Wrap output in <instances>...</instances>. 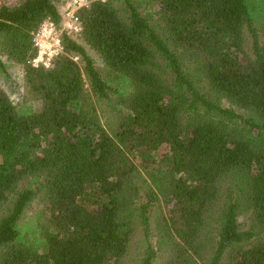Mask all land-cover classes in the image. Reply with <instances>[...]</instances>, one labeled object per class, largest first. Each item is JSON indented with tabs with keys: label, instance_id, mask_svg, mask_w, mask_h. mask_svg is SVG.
Here are the masks:
<instances>
[{
	"label": "trees",
	"instance_id": "16d2710c",
	"mask_svg": "<svg viewBox=\"0 0 264 264\" xmlns=\"http://www.w3.org/2000/svg\"><path fill=\"white\" fill-rule=\"evenodd\" d=\"M55 2L0 0V264H264V0H93L34 67Z\"/></svg>",
	"mask_w": 264,
	"mask_h": 264
},
{
	"label": "rangeland",
	"instance_id": "374dc122",
	"mask_svg": "<svg viewBox=\"0 0 264 264\" xmlns=\"http://www.w3.org/2000/svg\"><path fill=\"white\" fill-rule=\"evenodd\" d=\"M67 0H57L56 3V9L57 12L60 13L65 2ZM87 3L93 0H86ZM103 1V0H102ZM6 2L8 4H11L13 2V0H6ZM114 5H118L117 2H114ZM146 10L148 11H152L155 10L154 7L152 8H148L146 7ZM33 33V32H32ZM70 39H72L73 41L79 43V38L78 35L77 36H69ZM1 50H0V61L4 64L5 66V71L6 74L8 75L7 78H4L1 74H0V90L4 93H6L7 95H10V97L16 102V101H20L22 99H27L29 98V100L31 99V97L28 95L27 92V86L25 84V81L23 79V71L22 68L5 59V57L3 56V54H1ZM88 54L92 57L93 61H94V66L99 69L100 68V64L98 59L92 55V53L88 52ZM76 61V59H74ZM85 90L87 91V85H84ZM225 105V104H224ZM159 153L158 154H164L166 153L165 148H161L159 149ZM134 162V164L136 165V167H138V163L135 160H132ZM140 168V167H139ZM27 182V180H23L20 185L25 184ZM19 185V186H20ZM41 208V203L38 202V199H33L24 209L23 212V217L21 220V223L25 222L28 218L34 217V215L36 213H38V211ZM157 214H160V217H158V219H161V215L163 214V211L160 209L159 206L155 207L154 213L151 217L150 220V229H149V236L148 239L151 243V246L154 247L155 246V242H156V228H155V216ZM161 221V220H160ZM141 234L136 233L130 251H129V256L125 261V264H137L138 261L140 260L141 256H142V248H141Z\"/></svg>",
	"mask_w": 264,
	"mask_h": 264
},
{
	"label": "built area",
	"instance_id": "2783aa9c",
	"mask_svg": "<svg viewBox=\"0 0 264 264\" xmlns=\"http://www.w3.org/2000/svg\"><path fill=\"white\" fill-rule=\"evenodd\" d=\"M87 5L86 0H67L59 13L57 23L50 19L40 22L31 36V45L36 50L31 60L32 66L48 67L53 57L61 53L60 34L77 36L80 32V22L75 12Z\"/></svg>",
	"mask_w": 264,
	"mask_h": 264
}]
</instances>
